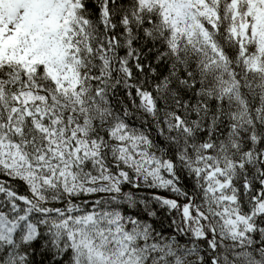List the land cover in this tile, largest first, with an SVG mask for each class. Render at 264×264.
Instances as JSON below:
<instances>
[{
	"label": "snow or ice",
	"instance_id": "6c2138e0",
	"mask_svg": "<svg viewBox=\"0 0 264 264\" xmlns=\"http://www.w3.org/2000/svg\"><path fill=\"white\" fill-rule=\"evenodd\" d=\"M0 264H264V0H0Z\"/></svg>",
	"mask_w": 264,
	"mask_h": 264
},
{
	"label": "trees",
	"instance_id": "16d2710c",
	"mask_svg": "<svg viewBox=\"0 0 264 264\" xmlns=\"http://www.w3.org/2000/svg\"><path fill=\"white\" fill-rule=\"evenodd\" d=\"M160 194H161V195H167V193H165V192H161Z\"/></svg>",
	"mask_w": 264,
	"mask_h": 264
}]
</instances>
